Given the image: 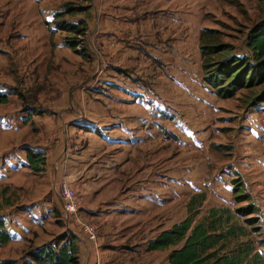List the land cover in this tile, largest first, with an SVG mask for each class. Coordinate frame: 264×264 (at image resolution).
<instances>
[{
    "label": "rangeland",
    "instance_id": "1",
    "mask_svg": "<svg viewBox=\"0 0 264 264\" xmlns=\"http://www.w3.org/2000/svg\"><path fill=\"white\" fill-rule=\"evenodd\" d=\"M66 1L86 4L0 0V98L7 97L0 102V215L11 234L0 247V259H19L39 244L82 231L73 216L66 215L54 190L56 181L64 179L76 189L79 213L82 204L96 200L92 191L100 179L83 180L82 169L73 168L82 167L81 157L71 169L72 156L63 154L59 176L52 166L42 173L28 167L26 147L46 152L52 135L61 138L60 130L51 129V112L45 107L62 109L78 102L87 118L93 103L101 109L107 100L109 105L118 98L126 107L134 105L122 90L134 99L144 96L145 104L127 109L149 115L141 128H149L152 135H140L126 154L132 160L124 163L128 171L123 178L101 179L103 190L114 185L119 194L100 201L92 208L93 216L84 210L81 219L95 222L102 233V223L114 226L103 230L108 239L124 245L120 264L144 261L146 256L148 264H168V251L150 252L147 243L184 218L195 197V221L212 207H228L246 228L247 236L240 239H250L264 259V98L257 96L262 86L219 91L204 78L200 50V34L210 29L212 43L226 49L210 60L225 53L247 54L250 31L264 26V0H93L96 10L90 8L89 17L84 11L56 16ZM96 12L120 22L116 31L126 47L121 53L120 48L112 50L113 61L122 65L98 56ZM80 19L88 24L83 35L56 25ZM66 38L76 39L82 52L67 46ZM142 106H148L150 114ZM80 124L83 133L99 126L89 119ZM248 205L254 211L237 212Z\"/></svg>",
    "mask_w": 264,
    "mask_h": 264
},
{
    "label": "trees",
    "instance_id": "2",
    "mask_svg": "<svg viewBox=\"0 0 264 264\" xmlns=\"http://www.w3.org/2000/svg\"><path fill=\"white\" fill-rule=\"evenodd\" d=\"M85 5L62 3V10L56 11V16L64 14L75 15L84 11L86 17L91 13V0H84ZM59 28L73 32L76 35L85 34L88 27L86 19L78 22L60 20L56 22ZM67 37V36H66ZM212 30L204 29L200 34V50L203 57L204 78L219 91L230 93L238 87L262 86L257 95L264 98V26L258 24L248 35L245 47L247 54L235 55L225 53V56L210 60L212 54H222L225 45L212 43ZM74 51L77 49L76 39L64 40ZM82 52V51H81ZM7 97L0 98L6 102ZM39 112V110H37ZM26 163L35 173H42L46 167V152L40 148L26 147ZM203 195H200V200ZM195 197L188 202V214L174 222L170 228L161 230L147 243V250H169L168 264H264L263 256L255 250L247 236L246 228L237 223L228 207H212L202 219L195 221ZM1 208V205H0ZM254 207L248 205L237 209L238 213ZM11 240V234L6 228L4 217L0 215V247ZM0 264H79L77 236L74 233L57 236L30 248L19 259H0Z\"/></svg>",
    "mask_w": 264,
    "mask_h": 264
},
{
    "label": "crops",
    "instance_id": "3",
    "mask_svg": "<svg viewBox=\"0 0 264 264\" xmlns=\"http://www.w3.org/2000/svg\"><path fill=\"white\" fill-rule=\"evenodd\" d=\"M92 7L96 10L93 0H91V8ZM93 17L96 21L98 19L96 25L97 31L95 35L100 34L98 56L101 55L100 57L104 58L105 62L112 58V63L122 65L123 63H120L118 60L113 61L114 55L112 50V48H120L118 53H121L120 51L126 47L125 43H123L121 38L118 37V31H116V28L120 27V22L117 18L112 17L111 15H99V12H96ZM94 30L95 27L92 29L91 33H94ZM122 92L129 95L131 100L127 102L133 103L134 105H129L126 107L124 106L125 104L121 103V100L118 98H116L114 101H111L109 105L107 100L106 104L103 103L104 107H101V109L94 108L93 103V105H89L90 107L89 111L87 112V118L84 114V105L78 102H72L68 108L62 109H52L51 106L45 107L48 109V113L51 112V115L46 113L48 118L51 119V129L55 128L61 131L59 132L61 138L60 136L55 138L52 135L53 140L50 141V145L46 150V166H52L56 170V175L59 176L58 173L61 167L59 162L62 161L63 154H70L72 156L70 160L73 162L71 169L77 158H83L84 164L82 167L75 165L73 167H79L82 169V172L80 173L81 179H100V185L96 187V190L93 189L94 191H92V194L95 195L94 198L96 200L93 201V204H88L87 206L82 204L80 215L84 214L85 210L90 214V216H93L94 212L92 208H96V205L100 204V201L110 200L112 198L114 199V197L119 194V189H117V187L114 185L103 190V183H101V179L123 178V172L126 170L124 169V163H129L132 160L131 157L126 156V154H129V152L135 148L136 145L134 143L136 140H138L140 135H152L150 133L151 131H149V128L145 130L144 128H141V122L143 120L149 119V115L138 116L129 112L132 107L140 106L144 103V96H139V94H137L136 98L134 99L133 95H130L129 91L122 90ZM142 107L143 109L149 111L148 106ZM53 112L55 114H53ZM56 113H59L58 118ZM76 116L80 119H76ZM85 119L92 120L93 122H99V126L96 125L95 128H92L93 131L91 128H89L91 131H86L83 133V131H81L80 127L78 126L81 125L80 121H85ZM71 126L77 127L76 131L69 130ZM86 142L87 144L85 145ZM81 143H84V145L80 147L82 150L77 151L75 147L78 144L81 145ZM60 144L64 146L63 150L62 148H58V145ZM67 159L69 160V156H67ZM87 160H89L88 163H85ZM56 161L58 162V165H55ZM75 171H78V169ZM124 194L128 195L129 192L127 191L121 193V196H124ZM126 198H129V196ZM83 217L86 219L84 215ZM94 224L97 229L96 241H90L86 234L82 231L78 230L74 233L77 236L79 264H120V255L124 252V245L115 243L107 237V232L112 230L109 228H114V226H111L112 224L110 223H102L103 226H100L101 230L103 231L102 233L98 227V224L95 222ZM103 229H105L107 232ZM104 232H106V234H104ZM146 255L147 254H145V256ZM146 259L147 256L144 258V261L137 260L133 264H148V260L146 261ZM129 260L131 261L130 258Z\"/></svg>",
    "mask_w": 264,
    "mask_h": 264
},
{
    "label": "built area",
    "instance_id": "4",
    "mask_svg": "<svg viewBox=\"0 0 264 264\" xmlns=\"http://www.w3.org/2000/svg\"><path fill=\"white\" fill-rule=\"evenodd\" d=\"M54 190L62 202V207L66 215L73 216V221L80 225L82 231L86 234L90 241H96V227L92 223L81 219L79 213L80 205L77 200L76 189L64 179H60L55 182Z\"/></svg>",
    "mask_w": 264,
    "mask_h": 264
}]
</instances>
